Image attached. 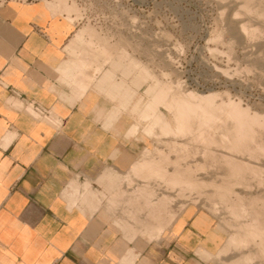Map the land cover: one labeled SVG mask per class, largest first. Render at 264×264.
Here are the masks:
<instances>
[{"label": "crops", "instance_id": "0c3cea01", "mask_svg": "<svg viewBox=\"0 0 264 264\" xmlns=\"http://www.w3.org/2000/svg\"><path fill=\"white\" fill-rule=\"evenodd\" d=\"M76 27L44 0L0 6V264H213L205 254L228 237L206 214L187 209L158 239L129 241L121 219L72 204L76 183L116 193L111 170L128 171L144 147L126 134V97L97 86L110 70L81 83L82 66L98 64L68 55Z\"/></svg>", "mask_w": 264, "mask_h": 264}, {"label": "rangeland", "instance_id": "374dc122", "mask_svg": "<svg viewBox=\"0 0 264 264\" xmlns=\"http://www.w3.org/2000/svg\"><path fill=\"white\" fill-rule=\"evenodd\" d=\"M44 1L54 13H65L77 25L76 29L78 30L74 32L71 39V44L74 43V46L67 50L68 55L77 56L81 61L94 59L98 64L96 67L92 66L94 73H101L109 69L114 79L122 80L117 82L105 72L97 81V86L100 87L105 82L110 83L113 88L106 84L103 86V90H105L103 92L111 91L109 97L112 101L126 97L121 103L122 109L130 115L131 126L138 128L135 135L127 136L141 138L144 141V147L128 171L119 173L112 169L111 174L116 178L119 175H126L135 166L137 159L142 156L146 157V155L158 161L163 153L166 154L167 159H176L180 154V145H184L188 150L184 154V164H190L195 174L192 177L193 173H189L190 176L192 175V180L194 179L193 181L196 182L195 180L203 179L206 180V185L211 184L212 186L204 188L202 195L200 194V200L197 198L199 197L197 184L200 182L194 183L196 187L193 186L194 184H190L193 186L190 189L196 190L197 193L195 191L194 193L193 190L191 192L189 189V192L186 190L187 193L181 194L179 187L172 189L168 186L167 179L171 178V172L174 173L170 171L164 181L161 179L158 181V177L157 180L156 178L151 180L152 186L160 185L156 192V199L162 195H170L174 200L168 205L175 208L176 216L182 215L187 209H192L195 214H206L207 221L218 230L221 227L220 240H226L227 237L228 239L218 253L219 256L217 254L212 259L210 255L205 254L208 261L213 264H229L251 254L252 257L248 261L243 259L241 264H264V244H261L264 243L263 238H258L254 247L247 243L240 245L229 243L235 234L236 227L246 223L244 218L240 216L238 218L237 214H231L229 207L237 202L239 196L245 197L246 200L251 196L264 200V174L261 177L259 176L261 173H255V175L247 171L239 173L238 178L233 179L235 184L237 182L239 184H233L235 186L231 189L230 200L232 202L220 201L222 199L219 196L220 192H218L219 195L217 194L220 198L217 195L211 196L214 191H220L221 185L224 183L222 181L227 178L226 175L230 171L227 166L228 162L235 160L232 155L237 160L240 159L245 164L251 163L255 169L257 167L262 171H264V155L250 157L248 151V155L246 151H244L245 154L243 152L244 155L242 152H238L240 155H237L238 153L236 154L233 149L220 148L222 150L217 152L221 155H228L230 159L225 156L223 160L222 158L211 159L209 150L205 148L206 141L214 137L220 138V136H216V133L220 135V123H218L219 126L216 125L219 130L213 128L214 133L210 132L211 137L209 132L204 136L194 130L188 131V133L182 127L177 128L176 121L167 111V106L164 105L170 101V95L167 96L166 103L159 104L157 113L154 115L161 120L169 119L176 132L163 133L158 127L151 128L150 114L147 112V108L159 92L160 87L167 85L173 92L179 87L182 92H197L205 95L216 93L219 103L224 102L226 105H233V103L236 105L237 103V105L243 106L244 110H251V114L257 113L263 117L264 0ZM71 16L73 17L71 18ZM243 25L246 26L245 30ZM86 66L90 65H83L77 73H85L84 67ZM223 95L225 96L222 97ZM35 116L43 115L37 112ZM221 129L223 130V128ZM190 176L185 177V183L191 180ZM136 183L139 182L135 181ZM216 183L219 184L218 187ZM90 186L89 190L92 195L78 196L72 204L76 202L80 205L85 204L93 212L98 209V205L101 203L100 213L111 217L112 220L121 219L117 224L123 233L131 224L126 219L127 211H132L130 201L128 199L125 201V198L128 197L126 193L124 196L120 192L123 196L120 195V200L112 204L111 198L107 199L108 195L100 192L101 189L95 191L91 183ZM115 187V185L110 186V190ZM125 187L123 185L121 190H126ZM132 201L136 200L133 198ZM132 201L131 204H133ZM140 203L142 204L143 201ZM171 203L172 205H170ZM135 206L133 205V207ZM145 214L142 215L145 216ZM250 219L252 217H249ZM249 220L248 223L251 222ZM143 238L148 241L154 240L155 236L149 237L144 234L142 237L137 236L129 241Z\"/></svg>", "mask_w": 264, "mask_h": 264}, {"label": "bare ground", "instance_id": "6f19581e", "mask_svg": "<svg viewBox=\"0 0 264 264\" xmlns=\"http://www.w3.org/2000/svg\"><path fill=\"white\" fill-rule=\"evenodd\" d=\"M246 10H249V9H246ZM243 28L245 30L246 26L243 25ZM247 29H248V27H247ZM253 31H255V30H253ZM84 71H85V73L84 72L82 73L83 77H81L80 79H81V83H82V81H84L86 87H88L93 80L94 69H93L92 65H90V66L84 67ZM79 82H80V80H79ZM169 95L171 96L170 101H168L167 104H164L163 102L166 103V101L168 99L167 96H169ZM217 95L218 94H216V93L215 94L211 93L210 95H205V94H202V93L200 94L197 92H189V91L182 92L181 88H179V87H177L176 90L173 92L170 90V86H167V85L161 86L159 89V92L156 94V96L154 97V99L152 100L151 104L148 107V111L151 114V116L153 117L152 119H150V127L151 128L158 127L159 130L163 133L164 132H170V133L176 132V130L173 129L169 119L161 120L159 117L154 115L157 113L159 104L163 103L164 105L167 106L166 107L167 111L171 114V117L176 121L177 128L182 127L186 132L194 130V132H200L204 135L207 132L210 133L213 130V128H215V130L218 129V127H216V125H218V123H220L219 124L220 125V127H219L220 128V135L219 134L217 135V133H216V136H220V138H218V137L217 138L216 137L210 138L211 133H210V135L208 133V135L210 136L209 137L210 139L208 141H206L207 146L205 148H207L209 150L208 152L211 155L210 156L211 159H213V160H215V159L217 160L219 158H222V160L224 159L223 157L225 156V154L221 155L220 153L217 152L220 150V148H227L228 150L233 149L236 152V154L238 152H242V154H243L244 151H246V154H247V151H248V154L250 155V157H257L259 155H264V137H263V134H264V116L260 117L259 116L260 114L257 115V113L251 114L250 113L251 110L250 111H247V109L244 110L242 108L243 106L241 107L240 105H237V103H236V105H234V103H233V105H226L224 102L219 103L217 100L218 99ZM225 95H227V94H225ZM225 95H223L222 97H224ZM221 99H223V98H221ZM164 105H163V107H164ZM191 121H192V123H191ZM221 128H223V130ZM137 131H138L137 126H131L130 125L126 131V134L127 135H135L137 133ZM172 134H174V133H172ZM212 150L216 151V152L212 153L213 152ZM187 151L188 150H186L184 145H182V146L180 145V154H179V156H177L176 159H173V160L167 159L165 157L166 154H164V153L162 155H160L162 157L159 161L157 159L155 160L154 158L148 157L147 155H146V157L142 156V157L138 158L135 166L129 172H127L126 175H119V177L116 178L111 174V179L113 182H114V179L116 178V183H115L116 184V193L112 194V191H111V193H110L111 195H109V193L107 192L108 190L105 189V186L103 184L100 185V188H99V190L101 189L100 192L102 191L103 193H105V195H108V198H107V196H105V195L104 196L107 199L111 198L112 201L110 200V202L112 204L116 203L118 200H120V195L122 193L124 194V196L126 193V195L129 197V198L124 197L125 201H126V199H128V201H130L129 202V204L131 205L130 209L132 210V211H127V215H126V219L131 224L127 229H125L123 231V236L127 240H129L131 238L134 239L137 236L142 237L144 234L148 235L149 237L154 235L155 239H158L160 237L161 233L163 232V230L165 228L167 229L168 226L171 224V222L176 217L175 208L170 207L168 205L174 199L170 195L169 196L168 195H162V197L156 199V196H157L156 192H157V190H159L160 185L156 184V185L152 186V184H151L152 179L156 178V180H157V177H158L159 178L158 181L160 179H161V181H164V179L169 176L170 171H173L174 173L172 174V172H171V175H170L171 178L167 179V181H168L167 183L169 184L168 186L172 189L179 187L178 188L179 193H181V194L182 193L184 194V192L187 193L186 190H188V192H189L190 187L195 186L194 183L200 182L199 184H197L198 193L196 190L190 189V191L193 190V192L195 191L197 194H199V197H197V198H199V200H200V194L203 193L204 188L207 186L208 187L212 186L211 184L206 185L207 182H206V180H203V179H202L203 181L200 179L195 180L196 182L193 181L194 179L192 180V177H194V175H195L193 173V170H192L193 167L191 168L190 164H187V165L184 164V159H185L184 154ZM224 151H225V149H224ZM226 152H228V151H226ZM244 154H245V152H244ZM229 155L231 157V152ZM237 155H240V154L238 153ZM226 157L229 158L228 155H226L225 158ZM232 158L235 159L236 161L232 160V162H231L227 159L229 162H228V165L226 164L229 167L228 169H230V171H228V174L226 175L228 180H226L227 179L226 178V179H224L225 181H222L224 183L221 185L220 191H216V192L214 191L213 192L214 194H212V195L210 194L212 197H214L218 194V192H220V195L218 194L222 198L220 201H225L227 203L232 202V200H230L231 199L230 194H232L231 189L236 184H239V182H237L235 184V180H233V179L236 177L238 178L239 173L247 171L248 173L252 172L251 174L254 173V175H255V173H258V174L261 173L259 176L264 174V171L257 169V167L255 169L251 163L245 164L244 161H243L244 162L243 163L242 160H240V159L237 160L233 155H232ZM169 167L172 168V170H170ZM189 173H191V174L193 173V176L191 175L192 176L191 177L189 175ZM187 175L191 177V180L193 182L190 179L189 180L191 182L190 181H188V183L184 182L185 177ZM190 177H187V178H190ZM261 177H263V176H261ZM135 181H137L139 183L135 184ZM165 182H166V180H165ZM191 183L194 185L191 186L190 185ZM216 184H218V183H216ZM233 184H235V185H233ZM73 185H71V186H73ZM106 185H108V184H106ZM123 185L126 186L125 187L126 190L122 191L121 188ZM213 185H215V183H213ZM218 186H219V184L217 185V187ZM90 187H91L90 183H86L84 185L82 184V187L80 184L76 183L75 187H72V189H71L72 190L71 192L73 194L71 195L70 198L71 199H73V198L77 199L78 193H79L80 197L85 196L87 194L90 195L91 194L90 190H89ZM73 188H75V189L73 190ZM127 188H130V191H128ZM79 189L82 190L81 193L79 192L80 191ZM217 190H219V189H217ZM120 192H122V193H120ZM68 195H69V193H68ZM121 196H123V195H121ZM211 196H209V197H211ZM133 198L136 201L133 202L132 201ZM95 199H97V198H95ZM121 199H123V197H121ZM211 199H209V200H211ZM131 201L133 204H131ZM142 201H143V203L141 204L140 202H142ZM70 202H72V201H70ZM135 204H136V206H135ZM127 205H128V202H127ZM133 205L135 207H133ZM170 205H172V203ZM98 207L100 209H102V204L100 203L98 205ZM116 207H117V205H116ZM229 208H230L231 214H237L238 218L240 216V217L244 218L245 222H246V223H244L242 225H238V227H236L237 228V229H235L236 231L234 230L235 234L233 235V237L229 241L230 244L240 245V244L247 243L249 245H253V247H254L258 238H263V240H264V200H262V199L259 200L257 198H254L253 196H251L248 200H246L245 197L242 198V196H239L237 202L233 203ZM124 212L126 214V211H124ZM144 213H146L145 216L142 215ZM249 217H252V219H250L251 220L250 223H248ZM261 244H264V243H261ZM258 248L260 249V247H258ZM135 255L136 254H133L131 261L133 260ZM218 256H219V254H218ZM251 257H252V255L248 254V256H246L242 259H237L235 262H233V263L231 262V263L232 264H241L243 259L248 261ZM239 258H240V256H239ZM231 263H229V264H231Z\"/></svg>", "mask_w": 264, "mask_h": 264}, {"label": "built area", "instance_id": "2783aa9c", "mask_svg": "<svg viewBox=\"0 0 264 264\" xmlns=\"http://www.w3.org/2000/svg\"><path fill=\"white\" fill-rule=\"evenodd\" d=\"M12 1V2H37V1H42V0H0V6H2L3 4Z\"/></svg>", "mask_w": 264, "mask_h": 264}]
</instances>
